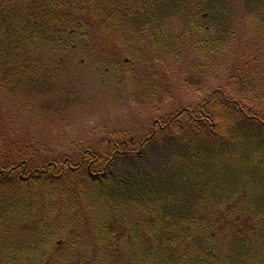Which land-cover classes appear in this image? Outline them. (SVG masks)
I'll return each instance as SVG.
<instances>
[{
  "label": "trees",
  "instance_id": "obj_1",
  "mask_svg": "<svg viewBox=\"0 0 264 264\" xmlns=\"http://www.w3.org/2000/svg\"><path fill=\"white\" fill-rule=\"evenodd\" d=\"M17 1H0V85L38 111H66L74 98L32 51L69 46L85 16L62 11L75 0ZM232 1L215 0L213 32L200 44H227L232 24L248 18L264 30V0ZM188 23L203 36L198 20ZM253 80L231 95L215 90L141 139L112 134L106 146L54 158L3 141L0 124V264H264V92L259 104L247 99ZM130 82L134 106L171 98L161 76ZM73 213L84 236L71 229Z\"/></svg>",
  "mask_w": 264,
  "mask_h": 264
},
{
  "label": "rangeland",
  "instance_id": "obj_2",
  "mask_svg": "<svg viewBox=\"0 0 264 264\" xmlns=\"http://www.w3.org/2000/svg\"><path fill=\"white\" fill-rule=\"evenodd\" d=\"M0 1H4L8 7L20 5L17 0ZM75 1L76 5L71 3L62 11L74 8V14L85 15L81 11V0ZM64 3L61 7L67 1ZM231 3L240 6L235 0ZM203 12L209 13L206 10L200 13ZM211 16L210 13L206 20L195 14L191 17H174L171 25L167 23L164 46H160L158 39L156 45L124 51L97 31L96 17L90 22L83 18L80 31L71 32L74 35L71 46L46 43L39 50L33 47L32 52L62 78V85L67 95L71 93L69 95L74 98L75 105L73 103V107L60 113L44 112L42 109L38 111L31 102L33 99L27 100L25 96L8 93L0 85L3 141L36 145L47 149L50 152L48 156L54 158L71 154L76 151L75 148L87 144L106 146L112 134L118 136V141L132 136L144 137L155 126L159 127L161 119L165 120L183 108L200 105L219 88H224L228 95L238 91L240 81L247 77L254 80L252 84L247 83L250 89L245 95L248 100H256L255 103L259 104V97L264 92V86H259V79L264 83V30L253 25L249 18L240 21L237 15V21L241 24H232L234 37L221 46H206L200 41L202 38L205 41L211 35L201 30L203 36L197 37V29L192 28V23L188 21L203 19L202 25H210ZM87 22L92 26L85 31L83 26ZM64 29L70 33L74 27ZM157 35L160 36L159 33ZM199 45L203 46L198 49ZM126 58L132 62L125 63L128 70L121 73L123 68L116 65L124 63ZM136 76H161L171 96L170 100L153 106H134L130 102L129 91L132 86L130 80ZM188 77L199 79L200 82L189 85L185 81ZM121 78L123 82H117ZM220 102L218 112L223 113L229 104H223L222 99ZM77 220H80L79 214L70 215L69 221L73 222L71 229L84 236V227L74 228ZM58 236L67 237L60 232Z\"/></svg>",
  "mask_w": 264,
  "mask_h": 264
},
{
  "label": "flooded vegetation",
  "instance_id": "obj_3",
  "mask_svg": "<svg viewBox=\"0 0 264 264\" xmlns=\"http://www.w3.org/2000/svg\"><path fill=\"white\" fill-rule=\"evenodd\" d=\"M80 5L85 14L84 19L90 22L93 17H97V31L124 51L156 45L158 39L160 46H164L167 40V23L171 25L174 17H191L195 14L206 20L211 13L210 25H202L204 21L198 19L200 31L209 34L213 32L215 21L212 13L215 0H81ZM202 10L209 13L201 14ZM89 22L83 26L85 31L92 26ZM131 62L130 58H126L121 65Z\"/></svg>",
  "mask_w": 264,
  "mask_h": 264
}]
</instances>
